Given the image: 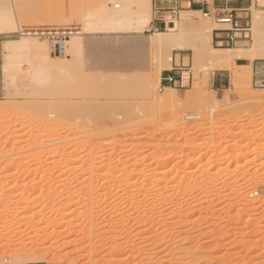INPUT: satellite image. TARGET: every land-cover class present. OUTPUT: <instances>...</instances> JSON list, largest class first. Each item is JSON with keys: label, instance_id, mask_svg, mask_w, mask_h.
<instances>
[{"label": "rangeland", "instance_id": "rangeland-1", "mask_svg": "<svg viewBox=\"0 0 264 264\" xmlns=\"http://www.w3.org/2000/svg\"><path fill=\"white\" fill-rule=\"evenodd\" d=\"M140 7L151 22L152 0H0V264H264V87L239 71L212 86L231 59L211 58L212 29L230 25L203 12L181 14L175 42L156 35L142 73L86 69L83 38L120 31L96 32L108 10L137 25ZM256 15L264 0L247 44L264 57ZM71 25L81 49L72 37L63 54L17 34ZM182 49L163 100L164 60Z\"/></svg>", "mask_w": 264, "mask_h": 264}, {"label": "crops", "instance_id": "crops-1", "mask_svg": "<svg viewBox=\"0 0 264 264\" xmlns=\"http://www.w3.org/2000/svg\"><path fill=\"white\" fill-rule=\"evenodd\" d=\"M255 0H152L153 19L148 28L142 31H130V33L115 32L112 35L98 34L87 35L83 38V57L85 67L90 71L109 72L114 70H130L136 73H142L147 70L151 64L152 42L156 39L158 33H166L171 29L172 23H169V14L172 7L178 6L180 15L182 13L202 12L206 9L215 16L222 15L224 12L234 11L237 24L244 23V18L250 16V9ZM165 22H164V21ZM218 24L229 25L218 22ZM228 27L213 28V43L219 48L225 45L222 39L228 35ZM251 39L239 40L233 47V57L226 65L216 68L211 74V84L218 90L226 89L233 81L235 71L251 74V80L254 85L264 87V57L251 56V50L248 45ZM3 41L0 37V49L2 50ZM160 45H164L161 42ZM222 46V47H220ZM237 50V51H236ZM182 49L179 53H173L172 69H166L167 73L173 71L178 76L187 66V55ZM242 53V54H240ZM238 54V56H237ZM240 54V55H239ZM179 55V62L177 56ZM226 61V60H225ZM165 64L169 63V58L164 60ZM168 62V63H167ZM5 63L4 54L0 51V83L4 77ZM170 87V86H166Z\"/></svg>", "mask_w": 264, "mask_h": 264}, {"label": "built area", "instance_id": "built-area-1", "mask_svg": "<svg viewBox=\"0 0 264 264\" xmlns=\"http://www.w3.org/2000/svg\"><path fill=\"white\" fill-rule=\"evenodd\" d=\"M155 1V0H153ZM207 2V0H204ZM258 1V0H257ZM204 15H213L210 10L206 9L202 11ZM169 16V23L175 24V21L179 19L180 10L178 6L172 7L170 9ZM214 16V15H213ZM215 17V16H214ZM249 17L247 16L244 18V23L237 24L236 19L238 18L234 11L224 12L222 15L217 17V21L221 23H227L230 25L226 31L228 35L224 38L219 37L218 39H222L225 45L231 46L235 45L236 42L239 40L250 39V21ZM164 21V20H163ZM165 22V21H164ZM80 29L75 26H37V27H28L23 28L17 34L21 36H32L37 37L39 39L45 40L49 43V45L56 50V52L63 54L67 47L68 42L70 39L79 34ZM183 74L184 72L178 74L174 73L173 71H169L167 74L163 75L161 81V89L165 88L167 85H181L183 82Z\"/></svg>", "mask_w": 264, "mask_h": 264}, {"label": "bare ground", "instance_id": "bare-ground-1", "mask_svg": "<svg viewBox=\"0 0 264 264\" xmlns=\"http://www.w3.org/2000/svg\"><path fill=\"white\" fill-rule=\"evenodd\" d=\"M145 0H143V2H144ZM118 2V1H117ZM120 4V3H119ZM118 3H116V6L118 7V6H120ZM144 5H145V3H144ZM124 7V6H123ZM123 7H120V8H123ZM106 9H107V7H106ZM145 9V8H144ZM109 11V10H108ZM107 11V12H108ZM110 11H112V10H110ZM109 11V13H108V15L105 13L104 15L106 16V19L104 20V21H102L101 19H99L100 21H102L101 22V24L98 26V21H97V23L96 24H92L93 25V27H94V25H96V26H98V27H96V32H108L109 30H111L112 28H114L115 26L118 28V30L120 29V31H122V25H125V27L124 28H126V30H127V28H130L131 30H132V28H136V30L138 31H142L143 29H144V27H145V24L147 25V24H149L150 23V19L148 18V17H145V16H147V15H144L145 14V12H143V9H141V7H140V9L138 10V12H136L135 11V13L137 14L136 15V20L138 21V24L136 25L135 23L132 25L131 23H130V19H129V17H127V16H125V14L123 13L124 11H123V9H119V10H116L115 11V9L113 10V12H110ZM134 15V14H133ZM104 16V17H105ZM100 17H101V15H100ZM103 17V16H102ZM103 17V18H104ZM132 19H134V18H132ZM213 19V18H212ZM254 19L256 20V21H258V22H264V19H261V16H259V15H256L255 17H254ZM214 20V19H213ZM94 22H96V21H94ZM134 22V21H133ZM90 27L92 28V26H91V24H90ZM180 27V26H179ZM181 28V27H180ZM180 28H178L177 29V27L175 28V27H173V28H171V29H169L170 31H171V33H170V35H168L164 40H162V41H164V42H175V41H177V38L179 37V36H181V34H182V30L180 29ZM3 28L2 27H0V32H2L3 30H2ZM94 29H95V27H94ZM93 29V30H94ZM90 30V29H89ZM88 30V31H89ZM92 30V31H93ZM117 30V31H118ZM125 29H123V31H126ZM136 30H134V31H136ZM95 31V30H94ZM113 31H115V28L113 29ZM119 31V32H120ZM128 31V30H127ZM4 32V31H3ZM112 32V31H111ZM209 32H211V30L210 29H208V27H206V25L205 26H202L200 29H199V38L201 39V38H204ZM81 32H79V34H77V35H75V36H73V39H71V41H70V43H71V45L72 46H76L75 47V49H77V46L79 47V45H80V47H81ZM158 34H165V33H158ZM261 34V33H260ZM261 36V37H260ZM258 38H260L261 40H262V47H263V51H264V33H262L261 35H260ZM80 38V39H79ZM257 38V39H258ZM256 39V40H257ZM259 39V40H260ZM13 44H19L20 45V49H23V48H28L29 46H28V44H27V40H24V39H17V40H13V41H11ZM256 42H258V41H256ZM260 42V41H259ZM259 42L258 43H256V46H258L259 45ZM10 43V42H9ZM154 43L155 44H160L161 43V39H158V40H155L154 41ZM261 44V43H260ZM156 46V45H155ZM260 46V45H259ZM79 47V48H80ZM78 48V49H79ZM18 49H19V47H18ZM66 49H67V47H66ZM65 49V50H66ZM81 49V48H80ZM195 50L196 51H201V49L200 48H195ZM212 50H213V54H212V56H211V58L214 60V61H216L217 63L218 62H220V63H223V62H225V60H229L232 56H233V52H235L233 49H226V48H216V47H212ZM237 51V50H236ZM75 52H76V50H75ZM80 53V52H79ZM79 53L77 52V54L79 55ZM235 54H236V52H235ZM240 54H242V53H240ZM239 54V55H240ZM73 55V54H72ZM82 56V55H81ZM237 56H238V54H237ZM242 56H243V54H242ZM74 57V56H73ZM81 58V57H80ZM168 58H169V63L167 64V68H172V55H168ZM72 59H74V58H72ZM72 59H71V61H72ZM72 62H74V61H72ZM220 63H219V65H220ZM75 64V63H74ZM70 65H72V63H70ZM223 65L224 64H222V66L221 67H223ZM156 64H155V68H156ZM66 67V66H65ZM65 67H63L64 69H65ZM72 67V66H71ZM154 67V66H153ZM220 67V68H221ZM62 68V69H63ZM65 70H67V68L65 69ZM154 72V71H153ZM157 74V73H156ZM163 77V76H162ZM168 86V85H167ZM165 89V92L161 95L162 96V99L164 100L165 99V96H167L168 95V93H169V91H170V88L169 87H167V88H164Z\"/></svg>", "mask_w": 264, "mask_h": 264}]
</instances>
